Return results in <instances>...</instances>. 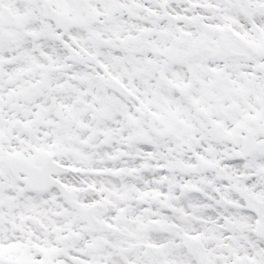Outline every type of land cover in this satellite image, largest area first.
<instances>
[{
  "label": "snow or ice",
  "instance_id": "6c2138e0",
  "mask_svg": "<svg viewBox=\"0 0 264 264\" xmlns=\"http://www.w3.org/2000/svg\"><path fill=\"white\" fill-rule=\"evenodd\" d=\"M0 264H264V0H0Z\"/></svg>",
  "mask_w": 264,
  "mask_h": 264
}]
</instances>
